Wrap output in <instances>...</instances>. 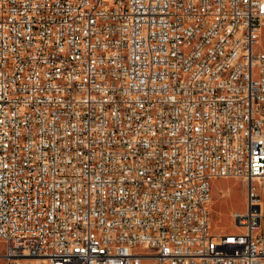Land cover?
Returning a JSON list of instances; mask_svg holds the SVG:
<instances>
[{
    "label": "built area",
    "instance_id": "obj_1",
    "mask_svg": "<svg viewBox=\"0 0 264 264\" xmlns=\"http://www.w3.org/2000/svg\"><path fill=\"white\" fill-rule=\"evenodd\" d=\"M264 0H0L5 264H264ZM245 181L240 228L211 181Z\"/></svg>",
    "mask_w": 264,
    "mask_h": 264
},
{
    "label": "rangeland",
    "instance_id": "obj_2",
    "mask_svg": "<svg viewBox=\"0 0 264 264\" xmlns=\"http://www.w3.org/2000/svg\"><path fill=\"white\" fill-rule=\"evenodd\" d=\"M262 43L256 47L264 48V26L260 32ZM211 200L209 212L211 225L215 228L232 229L235 228L231 212L234 209L241 210L245 207V181L240 176L227 175L219 176L211 181L210 186ZM4 242L0 238V264H5L3 257ZM41 257H28V263L41 264ZM43 264H47L44 261Z\"/></svg>",
    "mask_w": 264,
    "mask_h": 264
},
{
    "label": "bare ground",
    "instance_id": "obj_3",
    "mask_svg": "<svg viewBox=\"0 0 264 264\" xmlns=\"http://www.w3.org/2000/svg\"><path fill=\"white\" fill-rule=\"evenodd\" d=\"M259 37H260V35H259ZM259 37L257 38L256 44H261V43H262V37H261L260 39H259ZM235 226H236L237 228H240L239 225H235ZM40 259H41V260H40V261H41V262H40L41 264H43L44 261H47V259L44 258V257H41ZM28 261H29V260H28L27 258H24L23 261H22V264H30V263H28Z\"/></svg>",
    "mask_w": 264,
    "mask_h": 264
}]
</instances>
